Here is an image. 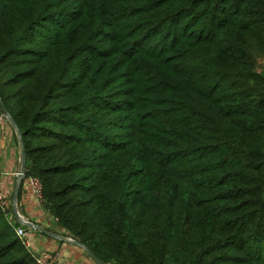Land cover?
I'll use <instances>...</instances> for the list:
<instances>
[{
    "label": "trees",
    "instance_id": "obj_1",
    "mask_svg": "<svg viewBox=\"0 0 264 264\" xmlns=\"http://www.w3.org/2000/svg\"><path fill=\"white\" fill-rule=\"evenodd\" d=\"M66 10L81 29L65 62L95 38L109 44L106 70L87 68L83 85H63L50 37L45 51L23 47ZM28 54L30 69L15 72V56ZM258 57L264 0H0V104L15 108L25 177L67 239L105 264H264ZM112 67L125 68L129 103L106 98ZM126 110L133 122L117 146L90 135ZM70 114L80 134L48 127ZM46 136L55 142L35 143ZM9 215L0 210V264H35Z\"/></svg>",
    "mask_w": 264,
    "mask_h": 264
},
{
    "label": "rangeland",
    "instance_id": "obj_2",
    "mask_svg": "<svg viewBox=\"0 0 264 264\" xmlns=\"http://www.w3.org/2000/svg\"><path fill=\"white\" fill-rule=\"evenodd\" d=\"M72 1V0H70ZM77 5H79V3H71V7H76ZM77 13L76 10H67L61 15L55 18L54 22L47 25L45 24L43 27H45V29H40L37 28L33 34L34 37H32L31 39L27 40L23 47L25 48H29L31 50H34L36 53L37 51H45L46 46H42V44H38L40 41H42V36H47L50 37V41L53 40L54 43V59L52 60L51 66L53 67V65H55L56 63L59 64L60 66V70L59 73L61 75V81H64L63 85H71L76 84V83H81L82 85L86 82V79L84 77V75L86 74L87 68L91 67L92 69H95L97 72L100 71H104L106 70V68L104 69V61L100 60L102 54L104 53V51L106 49H108V45L109 44H104L102 43V37L100 36V38H95L93 41H90L88 44L86 43V46H82V48L80 49L81 51L83 50L82 54L77 60L74 61H66L64 60V58H69L71 57V55H73V50H70L71 48V42L75 37H80V29L81 26L77 25V26H72L71 24V20L74 16V14ZM48 30H53L52 32H48ZM46 32V33H45ZM82 37V35H81ZM34 39V40H33ZM32 41H36L35 43H32ZM70 50V52L68 54H64L65 50ZM31 52V51H30ZM65 55V56H63ZM99 57V58H98ZM15 61H17L19 63V66H17L16 68H14L15 72L18 71H23L25 69H30V65L28 64L30 61H33V56H31L30 54L28 55H24V56H15ZM119 63V60L116 61V63H114V67L115 65ZM114 67H112V69L105 71L104 77L103 79L109 80V79H113L115 80V82L109 86V88L106 90L105 95L108 96L106 98H108V101H112L114 104L116 105V101H120L124 104L129 103L128 101H130V99L127 96H123V95H119V93H123L126 92L128 89V86L121 84L123 82V76H125V68H122V70H119L118 72H114ZM255 68L257 70L258 73L263 74L264 75V57H258L255 60ZM71 78H75L74 80ZM111 81V80H109ZM24 82H21L18 86L14 87L15 90H17L21 85H23ZM8 90H5V92L7 93ZM123 91V92H122ZM8 108L10 109V111L12 112L13 115H15V108L13 106V103L9 100L8 101ZM94 110L88 114L85 115V117H89V115L93 114ZM130 110H126V113H122V112H118L119 118H117V125L116 126H107L105 127L104 124L102 126H95L96 131H91V133L89 132L90 129L88 131H85L83 135H94L96 137H100L102 136V143H105L111 147L113 146H117L119 143H121V141L123 140V131L120 130L119 128L123 127L124 123H132L133 122V118L132 117H125L126 114H129ZM73 120V116L67 115L63 117V123L65 125H59L56 126L54 124V126L50 127L48 126L51 130L55 131L56 133L59 134H65V133H69L71 132L73 135H78L81 132H79L78 130H76L73 125L69 126V124L72 123ZM77 122L81 121V119L76 120ZM88 125V124H87ZM86 128V126H85ZM93 129V128H91ZM101 139V138H100ZM40 142H46V143H53L55 142L54 139L51 136H46L45 138L36 140L35 143H40ZM105 144H99L98 142V146L99 147H103L105 146ZM103 148L100 150V153H103ZM87 171H89V168L83 169L81 171L82 174H86L88 173ZM7 200L10 202V199L7 198ZM7 212L11 213V206L9 203V207L7 209ZM10 223V222H9ZM62 232L66 233L64 230H62ZM65 236L67 237V235L65 234ZM28 240V239H27ZM29 242V240H28ZM28 251V250H27ZM30 252V250L28 251ZM33 258H38L41 256H37V254L35 255L34 252L32 253ZM39 255V254H38ZM54 257L53 255H49V253H43L42 257ZM63 263V262H62ZM64 264V263H63Z\"/></svg>",
    "mask_w": 264,
    "mask_h": 264
},
{
    "label": "crops",
    "instance_id": "obj_3",
    "mask_svg": "<svg viewBox=\"0 0 264 264\" xmlns=\"http://www.w3.org/2000/svg\"><path fill=\"white\" fill-rule=\"evenodd\" d=\"M13 114L0 104L1 187L10 199L8 222L14 227L26 228L30 253L54 254L64 264H94L81 248L68 241L66 233L32 193L28 179L21 175L22 146Z\"/></svg>",
    "mask_w": 264,
    "mask_h": 264
},
{
    "label": "built area",
    "instance_id": "obj_4",
    "mask_svg": "<svg viewBox=\"0 0 264 264\" xmlns=\"http://www.w3.org/2000/svg\"><path fill=\"white\" fill-rule=\"evenodd\" d=\"M25 175V174H24ZM22 175V176H24ZM1 168H0V210L2 212H6L8 207H9V201L7 200V197L4 195L2 192V187H1ZM29 186L31 188L32 193L34 194L37 199L41 201V195H40V183L38 182L37 179L35 178H27ZM8 218V217H7ZM8 221V220H7ZM13 232L15 236L20 240L21 245L29 251V243H28V238H27V231L26 228L23 226H13ZM35 264H63L60 259L57 256L54 257H38L34 259Z\"/></svg>",
    "mask_w": 264,
    "mask_h": 264
},
{
    "label": "water",
    "instance_id": "obj_5",
    "mask_svg": "<svg viewBox=\"0 0 264 264\" xmlns=\"http://www.w3.org/2000/svg\"><path fill=\"white\" fill-rule=\"evenodd\" d=\"M18 134H19V138H20V143L22 142L21 141V137H20V133L18 131ZM21 152H22V168H21V175H24L25 174V171H26V160H25V150L24 148L22 147L21 149ZM46 233V232H45ZM48 234V233H47ZM72 245H75L79 248H81L85 254L87 255L88 258L91 259V261L94 263V264H105L104 262H102L101 260H99L90 250H88L85 246H83L82 244L80 243H77V242H74L72 240H68Z\"/></svg>",
    "mask_w": 264,
    "mask_h": 264
}]
</instances>
